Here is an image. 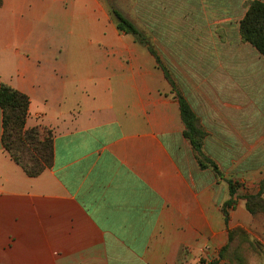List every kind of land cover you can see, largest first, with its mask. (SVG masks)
Listing matches in <instances>:
<instances>
[{
  "label": "crops",
  "instance_id": "1",
  "mask_svg": "<svg viewBox=\"0 0 264 264\" xmlns=\"http://www.w3.org/2000/svg\"><path fill=\"white\" fill-rule=\"evenodd\" d=\"M101 1L0 0V86L29 97L26 128L54 134L53 165L29 177L0 108V264H197L250 218L239 203L226 224L228 188L184 139L173 76Z\"/></svg>",
  "mask_w": 264,
  "mask_h": 264
},
{
  "label": "rangeland",
  "instance_id": "2",
  "mask_svg": "<svg viewBox=\"0 0 264 264\" xmlns=\"http://www.w3.org/2000/svg\"><path fill=\"white\" fill-rule=\"evenodd\" d=\"M251 1H101L115 25L110 6L137 28L199 117L206 133L203 151L223 179L212 175L228 188V199V181L235 187L229 218L239 203L249 213L242 226L228 229V242L216 256L197 264H261L264 258V56L243 41L239 28ZM258 170L263 176L251 186ZM248 198H254L251 208Z\"/></svg>",
  "mask_w": 264,
  "mask_h": 264
},
{
  "label": "trees",
  "instance_id": "3",
  "mask_svg": "<svg viewBox=\"0 0 264 264\" xmlns=\"http://www.w3.org/2000/svg\"><path fill=\"white\" fill-rule=\"evenodd\" d=\"M110 9L112 15L115 17L117 29L126 34H131L137 42L147 46L149 52L154 56L158 67L162 69L166 79L174 87L169 71L161 64L152 47L142 39L137 28L116 7L110 6ZM239 28L243 41L264 56V0H253L248 4V9L240 21ZM174 98L179 103L184 126L183 136L188 141L198 166L201 169L211 171L215 178L223 179L219 165L203 151L206 133L199 117L180 92L174 93ZM29 105L30 99L26 94L6 84H1L0 108L3 114L2 145L12 160L21 166L29 177H37L53 165L54 136L52 131L45 127L26 128ZM262 183L264 184V180ZM228 185L231 197L222 206L226 222L229 220V208L235 205V200L233 199L234 184L232 181H228ZM251 199L254 198H248L246 201L248 208H251ZM250 211L254 212L253 209H250ZM205 263V260H203L200 264Z\"/></svg>",
  "mask_w": 264,
  "mask_h": 264
}]
</instances>
